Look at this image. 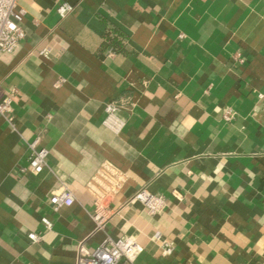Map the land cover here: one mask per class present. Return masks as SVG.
I'll return each instance as SVG.
<instances>
[{
    "label": "crops",
    "instance_id": "1",
    "mask_svg": "<svg viewBox=\"0 0 264 264\" xmlns=\"http://www.w3.org/2000/svg\"><path fill=\"white\" fill-rule=\"evenodd\" d=\"M64 2L73 11L62 19ZM17 8L25 38L0 52V102L10 95L14 110V125L0 116V264H77L79 246L108 237L143 246L129 264H264V0ZM112 101L119 133L104 124ZM38 138L49 155L33 176ZM106 164L125 181L99 230ZM63 188L75 201L58 208ZM142 189L164 196L161 214L132 200Z\"/></svg>",
    "mask_w": 264,
    "mask_h": 264
},
{
    "label": "built area",
    "instance_id": "2",
    "mask_svg": "<svg viewBox=\"0 0 264 264\" xmlns=\"http://www.w3.org/2000/svg\"><path fill=\"white\" fill-rule=\"evenodd\" d=\"M18 0H0V52L4 54L13 53L25 38V32L21 27L24 20L25 10L18 9ZM73 11V6L64 2L58 8V14L63 19ZM122 103L118 101L109 102L106 105V118L104 124L113 132L119 133L124 127V120L119 116L122 109ZM13 107L11 96H5L0 102V116L6 117L11 125H14ZM226 121L231 120L232 115L227 112L224 115ZM40 139L35 140L30 147L33 150L28 166L24 169L26 173L33 176H39L47 167L49 151L46 148H39ZM125 181L122 172L106 164L100 173L96 189V208L93 220L97 229L103 230L106 227L107 219L104 215L106 202L111 201L114 195L121 189ZM133 201L140 202L150 215L161 214L166 208V200L162 195L152 194L148 189L140 190L133 198ZM52 204L56 207L72 206L74 197L72 193L63 188L52 197ZM47 228L52 227V223L43 220ZM29 239L37 241L36 234H30ZM165 254L172 252V248L165 243ZM144 251L143 246L130 239L119 238L114 240L108 237L94 251L86 246H79L77 255V264H119L122 261L133 263V261Z\"/></svg>",
    "mask_w": 264,
    "mask_h": 264
},
{
    "label": "trees",
    "instance_id": "3",
    "mask_svg": "<svg viewBox=\"0 0 264 264\" xmlns=\"http://www.w3.org/2000/svg\"><path fill=\"white\" fill-rule=\"evenodd\" d=\"M116 47V46H115Z\"/></svg>",
    "mask_w": 264,
    "mask_h": 264
}]
</instances>
